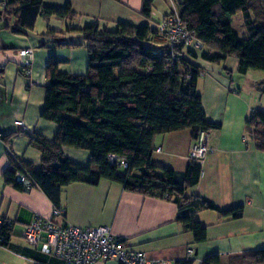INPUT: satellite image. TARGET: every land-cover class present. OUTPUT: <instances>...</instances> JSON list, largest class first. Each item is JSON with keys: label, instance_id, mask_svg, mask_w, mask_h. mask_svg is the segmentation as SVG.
Segmentation results:
<instances>
[{"label": "crops", "instance_id": "crops-1", "mask_svg": "<svg viewBox=\"0 0 264 264\" xmlns=\"http://www.w3.org/2000/svg\"><path fill=\"white\" fill-rule=\"evenodd\" d=\"M6 0H0V11ZM44 5L62 8L70 3L72 19H44V30L15 34L12 17L0 22V132L13 133L8 140L0 138V217L13 222L9 243L0 245V264H64L41 254L26 244L24 226L34 217L78 227L108 226L117 239L127 241L133 251L147 258L166 260L171 264L186 260L188 250L193 264H200L208 255L218 254L219 264H240L236 257L243 252L264 248V152L257 150L248 134L245 121L254 108L251 97L232 80L238 61L229 57L214 64L198 58L202 69L197 91L208 121L221 128L208 132L212 149L201 163L198 183L183 192L186 197L199 196L221 210L243 207L239 219L223 218L216 211L200 210L195 218L197 232L178 222L177 205L165 199L125 191L122 185L105 178L96 184L72 181L61 188L60 207L63 217H53L55 207L38 188L18 191L3 181L9 158L38 167L41 152L29 143V135L39 134L52 140L57 124L40 117L45 97L48 58H59V70L67 74H84L87 68L85 41L78 31L87 24L97 23L100 29L114 30L118 23L140 25L147 20L141 15L143 0H42ZM182 0H153L152 21L158 22ZM153 26V24H151ZM48 29L59 34L41 36ZM32 48L34 60L31 73L25 77L18 64L16 51ZM250 70L246 73L249 74ZM239 79V78H238ZM240 81V80H239ZM23 121L26 133L15 123ZM152 162L182 173L191 162L193 145L188 129L159 134L154 138ZM160 148L157 151L156 148ZM64 155L73 163L85 166L90 153L63 147ZM94 264H120L115 260Z\"/></svg>", "mask_w": 264, "mask_h": 264}, {"label": "trees", "instance_id": "trees-1", "mask_svg": "<svg viewBox=\"0 0 264 264\" xmlns=\"http://www.w3.org/2000/svg\"><path fill=\"white\" fill-rule=\"evenodd\" d=\"M152 2L143 0L140 13L147 20L143 24L118 23L114 30H107L92 23L78 29L87 50L84 74L61 72L59 58L49 56L40 117L57 124L56 135L47 140L39 134H28L29 143L41 152L39 166L10 157L2 178L18 191L40 189L55 208H61L64 184H96L105 178L120 183L125 191L174 202L178 222L197 232L200 223L196 212L212 210L223 218L239 219L243 207L221 210L202 197L184 196L185 190L198 183L201 164L191 160L182 173L155 165L151 159L153 141L159 134L188 129L194 142L199 132L221 128L206 117L197 91L202 69L194 61L201 58L219 64L234 57L239 74L264 72V0H182L178 11L172 12H178L183 27L203 45L201 51L169 48L156 29L166 15L154 23ZM239 12L247 31L245 37H240L231 25L233 15ZM74 16L69 2L58 8L44 5L42 0H6L0 22L12 17V31L25 34L33 32L39 17L69 20ZM8 28L5 22L2 29ZM57 34L48 29L40 35ZM171 53L177 57L174 62ZM245 125L257 150L264 152V111H251ZM12 135L0 132L4 140ZM63 147L89 151V163L82 166L71 162ZM110 154L124 158L127 167L110 164ZM17 174H22L30 186L18 182ZM11 229L4 228L6 242L1 246L9 243ZM235 259L240 264H264V248L243 252ZM174 264L193 261L188 258ZM200 264H219V256L208 255Z\"/></svg>", "mask_w": 264, "mask_h": 264}, {"label": "built area", "instance_id": "built-area-1", "mask_svg": "<svg viewBox=\"0 0 264 264\" xmlns=\"http://www.w3.org/2000/svg\"><path fill=\"white\" fill-rule=\"evenodd\" d=\"M157 31L165 39V44L172 48H183L201 51L203 45L195 39L191 32L182 25L178 12L174 11L164 16L157 25ZM172 61L177 57L171 53ZM26 76L31 73V65L34 60L32 48H21L16 51ZM18 129L26 131L23 121L15 123ZM160 151V148H156ZM212 149L208 145V132L201 131L193 142L189 152V159L202 163L205 156ZM110 164H117L121 169L127 167L124 158L115 155L108 156ZM16 180L29 187L28 181L22 174H17ZM53 217H63L65 210L55 208ZM13 222L0 217V245L6 242L4 235L5 227H12ZM22 237L27 245L38 249L41 253L55 257L65 264H94L98 261L115 260L120 264H171L166 260H154L147 258L143 253L133 251L127 241L115 238L108 226L78 227L67 223H57L42 217H34L24 226ZM192 251L188 250L187 257L190 259Z\"/></svg>", "mask_w": 264, "mask_h": 264}, {"label": "rangeland", "instance_id": "rangeland-1", "mask_svg": "<svg viewBox=\"0 0 264 264\" xmlns=\"http://www.w3.org/2000/svg\"><path fill=\"white\" fill-rule=\"evenodd\" d=\"M44 21V19L38 18L36 31L44 30L46 25ZM231 25L240 37L247 36V31L243 24V18L240 12L233 15ZM245 75L246 74H234L232 80H234L236 84L239 83V86L244 93L251 97V102L254 108L264 111V72L250 70L249 74H247V76ZM160 108L162 107H157V109Z\"/></svg>", "mask_w": 264, "mask_h": 264}]
</instances>
